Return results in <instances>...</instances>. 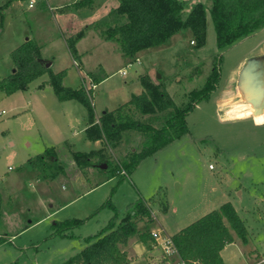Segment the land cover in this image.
<instances>
[{
  "label": "rangeland",
  "instance_id": "obj_1",
  "mask_svg": "<svg viewBox=\"0 0 264 264\" xmlns=\"http://www.w3.org/2000/svg\"><path fill=\"white\" fill-rule=\"evenodd\" d=\"M42 2L38 0L29 10L28 0H0V80L14 70L11 52L26 39L37 43L44 60L54 59L51 71H64L63 85L72 89L86 91L90 81L87 71L95 59L105 56L110 62L107 73L112 75L92 91L98 117L118 109L140 90L141 94L139 78L145 72L178 108L188 103L193 90L204 86L213 58L219 55L220 80L215 91L188 113L189 133L143 160L126 178L119 176L124 175L120 164L132 151L140 150L141 133L123 132L118 139L103 138L98 145L93 144L85 134V109L75 101H59L47 83V74L32 81L25 91L6 95L0 90V237L5 239L0 245V264H62L80 252L86 246L84 239L98 234L113 216L104 205L109 203L122 216L127 206L139 199L149 215L137 218L139 233L120 247L129 262L130 257L134 260L133 254L141 256L136 246L130 248V244H142L138 234L172 237L230 203L248 234L241 240L231 232L244 256L234 244L221 252L224 264H264V117L258 122L249 113L237 87L235 62L240 53L235 45L240 41L222 53L217 49L210 15L212 0L192 2L202 4L206 12L202 47H196L191 33L179 32L155 47L154 53H147L139 64L132 63L124 76L115 73L113 47L104 54L105 45L89 38L81 49L94 52L86 57V73H80L57 27L62 29V23L59 18L52 19L56 9L48 10ZM65 10L73 26L91 16L89 11ZM56 36L59 38L49 43ZM75 62L78 65V60ZM95 71L99 74L96 78L103 77L101 69ZM128 113L157 128L164 123L162 110L140 115L131 106ZM50 148L56 150L63 168V174L54 179L49 177L53 169L48 167L44 174L29 163ZM72 152L91 153L94 165L79 169ZM106 157L108 164L104 163ZM103 165L105 169L100 168ZM71 220L81 222L67 231L74 239L54 235L58 230L54 224ZM155 226L164 227L165 232ZM151 244L152 252L146 248L142 254L145 264H174L162 255L155 240Z\"/></svg>",
  "mask_w": 264,
  "mask_h": 264
},
{
  "label": "trees",
  "instance_id": "obj_2",
  "mask_svg": "<svg viewBox=\"0 0 264 264\" xmlns=\"http://www.w3.org/2000/svg\"><path fill=\"white\" fill-rule=\"evenodd\" d=\"M92 4L93 0H79L73 7L90 8ZM205 13L202 4L191 3L189 0H119L117 8L92 27L103 40L117 45L123 59L134 60L139 52L162 46L173 35L182 31L191 33L196 47H202L205 43ZM210 15L217 49L222 53L264 27V0H212ZM84 34L82 30L66 40L74 61L79 60L76 44ZM221 57L219 55L218 59L213 58L204 86L189 94L188 103L184 107H176L165 91L160 90L148 76L142 75L139 78L142 93L132 95L127 103L116 110L105 111L96 121L92 105L93 90L86 92L83 88L64 86L65 72L53 73L50 67L46 68L47 61L41 57L39 46L34 40L27 39L11 52L14 72L0 80V90L6 95L25 91L32 81L47 74V83L59 101H75L85 109V134L89 141L118 139L121 133L128 131L141 133L143 141L140 150L132 151L120 164L124 175L119 176L126 178L143 160L189 133L186 117L197 102L207 99L215 91L220 80L217 65ZM91 76L93 83H98L92 74ZM131 106L140 115H151L157 109L165 111L164 123L157 128L150 123L135 120L128 113ZM71 156L79 169L94 165L91 153L72 152ZM48 158L53 161L48 162ZM29 163L33 169L44 174L49 171L48 167L53 169L49 175L51 179L63 174L54 148L46 149L43 155ZM104 163L108 164L107 157L104 158ZM1 206L0 194V211ZM104 207L110 208L113 216L98 234L84 239L86 246L80 252L62 264H129L126 252L120 247L126 246L128 240L139 233L136 220L148 216V209H145L141 199L128 205L122 216L109 203ZM80 223L78 220H71L54 224L58 227L54 235L74 239L67 231ZM231 232L241 240H245L248 234L233 206L225 203L218 210L181 229L172 239L185 264H223L220 252L233 243ZM138 236L140 242L149 249L154 241L152 235L144 232ZM4 242L5 239L0 237V245Z\"/></svg>",
  "mask_w": 264,
  "mask_h": 264
},
{
  "label": "crops",
  "instance_id": "obj_3",
  "mask_svg": "<svg viewBox=\"0 0 264 264\" xmlns=\"http://www.w3.org/2000/svg\"><path fill=\"white\" fill-rule=\"evenodd\" d=\"M29 1L28 0V3H27V9L29 10H32L34 8V5L35 3L38 1V0H33V6L31 8L28 7V4H29ZM41 1V3L43 4L42 1H45L47 4L46 9L48 10H51V8H55L56 11H57V14L55 13H52V19H58L60 20V22L62 23V29H61V25H58V29H60L62 32H61V36H62V40H63V43H65L66 45V38L67 37H70V36H73L75 35L77 32H79L80 30H84L85 34H84V37L81 38L77 44H76V50H77V54L79 56V60H78V66H76L78 68V70L80 71V73L82 72H85V61H86V57H90L91 53L94 52V51H91L87 48H82L81 49V45L84 43V41L89 38L90 41H96L97 43L96 44H101L102 46L105 45V48L103 49V52H105L104 54H108V52L111 50L112 51V47H113V50H114V59H115V66H116V71L115 73H118L119 75L121 76H124L126 74V69L131 67L133 64L132 63H137L139 64L140 63V59L143 57L145 58L147 53H154L152 51H156L157 48H150V49H147V50H143L141 52H139L135 59L134 60H128V59H123L121 57V54H119V51H118V47L115 43L111 42V41H105L103 40L100 36H99V33L97 30L94 29V26L95 24H97L98 22H100L102 19L106 18L107 16H109V14L111 12H113L114 9L117 8L118 4H119V0H93V4L90 8H80V9H75L72 5L76 2H78L79 0H68V2L65 0H39ZM53 1V4H51V2ZM192 2L196 1V0H189ZM199 1V0H198ZM55 6V7H54ZM74 9L75 11L77 12H85V11H89V13L91 14V16H88L89 18H87L85 20L82 19L81 21V24L80 25H70L69 21H68V16L66 15V12L67 10L65 9ZM66 11V12H65ZM54 12V11H53ZM94 14V15H93ZM96 15V16H95ZM40 16H36L35 18L39 19ZM42 27V26H41ZM41 32H44V30H41ZM187 34H189V32L187 31ZM175 36V35H173ZM37 37V41L40 42V35L36 36ZM59 37L56 36L54 38H52L50 42H52L53 40H56L58 39ZM94 41V42H95ZM48 43V44H49ZM47 44L43 43L42 46H46ZM67 46V45H66ZM235 46H238L239 47V56L237 57L236 59V62H235V66H237V69H236V72L239 73V71L242 69L243 65L245 64L244 62L250 58H255V57H259V56H264V53L261 52L263 49H264V27H262L261 29H259V31L253 33L252 35H250L249 37L243 39V40H240V42L235 45ZM109 47V48H108ZM96 48V47H95ZM90 50V52H89ZM94 50V48H93ZM118 51V52H116ZM151 55V54H150ZM72 58V57H71ZM45 61L48 62V59L45 58ZM51 63L50 67L53 65V63L55 62L54 59H50L49 61ZM95 63H93L91 65V69L87 71L86 74L89 75V78L92 80V76L91 74L93 75V77L96 78V76H98L99 74H97V72L95 70L97 69H101V71L103 72V77H99V78H96V80L98 81V83H94L95 84V88H97L99 86V84H101L102 82H104L106 79H108L112 74H108L107 70H108V66H109V63L107 61V59L105 58V56L101 57V58H97L95 59L94 61ZM108 62V63H107ZM73 64H74V60H73ZM126 64V65H125ZM125 65V67L123 68V66ZM75 66V65H74ZM233 66V67H235ZM110 67V66H109ZM114 67V66H112ZM124 72V73H122ZM97 74V75H96ZM146 76H148L149 79H151L153 81V78L151 76V74L149 72H145L144 73ZM141 75V74H140ZM93 81V80H92ZM154 82V81H153ZM155 83V82H154ZM141 92V90H140ZM140 92L138 94H140ZM247 109L249 110V113L252 114V108L250 105L247 104ZM95 108V107H94ZM95 111V109H94ZM95 114V118H97L98 120V115H97V112L95 111L94 112ZM246 116V115H245ZM264 117V114L263 115H254V118H257L258 119V122H261V118ZM83 120L85 121V119L83 118ZM85 127H86V121H85ZM85 129V128H84ZM77 132H74V134L76 135ZM98 142L99 141H96V142H93V144L95 145H98ZM154 218V216H153ZM155 228H160L163 230L164 227H158V226H155ZM183 229V228H181ZM175 230H178L175 228ZM180 230V229H179ZM164 231V230H163ZM165 232V231H164ZM179 232V231H178ZM236 244L235 242L225 246L223 250L227 249L228 247L232 246ZM238 246V248L240 249V254L242 256L243 255V250L241 249V246H239L238 244H236ZM131 246H136L137 250L136 251H140V255L139 257L137 253L133 254V258L134 260H132V258L130 257L131 259V262H129V264H145V259L142 258V254L144 252V250L147 248L145 247L143 244H130V248ZM132 250V248H131ZM147 250V249H146ZM221 251V252H222ZM152 251H149L148 249V253H151ZM221 252H220V256H221ZM230 254V253H229ZM228 254V255H229ZM132 255V254H131ZM136 256V257H135ZM221 259H222V262L224 264V261H223V258L221 256Z\"/></svg>",
  "mask_w": 264,
  "mask_h": 264
},
{
  "label": "water",
  "instance_id": "obj_4",
  "mask_svg": "<svg viewBox=\"0 0 264 264\" xmlns=\"http://www.w3.org/2000/svg\"><path fill=\"white\" fill-rule=\"evenodd\" d=\"M27 40V39H26ZM50 62L45 63L49 68ZM14 70H12V73ZM237 87L243 100L251 106L253 115L264 114V56L248 59L238 73ZM100 168L105 169L106 165Z\"/></svg>",
  "mask_w": 264,
  "mask_h": 264
},
{
  "label": "built area",
  "instance_id": "obj_5",
  "mask_svg": "<svg viewBox=\"0 0 264 264\" xmlns=\"http://www.w3.org/2000/svg\"><path fill=\"white\" fill-rule=\"evenodd\" d=\"M33 2H34L33 0L29 1V4H28L29 8L33 6ZM193 43L194 42L191 41V44ZM74 65L78 66L75 61H74ZM95 87H96L95 84L90 79L89 84L86 86V91L94 90ZM122 173L124 174L123 171ZM151 235L153 239L155 240V245L159 248V250H161L162 255H164L165 258H169V260L171 261L173 260L174 264H185V262L181 260V258L179 257L178 251L175 247L172 237L160 235V233L159 234L152 233ZM195 264H198V263H195Z\"/></svg>",
  "mask_w": 264,
  "mask_h": 264
}]
</instances>
